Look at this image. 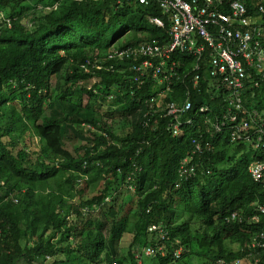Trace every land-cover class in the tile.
I'll return each instance as SVG.
<instances>
[{"label":"trees","instance_id":"obj_1","mask_svg":"<svg viewBox=\"0 0 264 264\" xmlns=\"http://www.w3.org/2000/svg\"><path fill=\"white\" fill-rule=\"evenodd\" d=\"M53 1L0 0V264H137L139 241L140 249L163 245L142 264H231L242 257L241 248L264 229V214L247 220L264 205L263 183L248 172L262 156L243 144L224 146L205 156L209 174L175 187L190 149L186 133L172 136L168 118L146 123L151 83L138 88L121 63L104 59L112 45L167 40V14L153 1L63 0L43 8ZM149 15L164 25L150 24ZM257 74L262 79L242 97L246 107L264 110V65ZM101 108L121 113L120 130ZM88 174L103 181L91 196L83 186ZM234 210L242 221L227 222ZM131 214L135 234L120 258ZM159 222L167 230L162 241L147 231Z\"/></svg>","mask_w":264,"mask_h":264},{"label":"built area","instance_id":"obj_2","mask_svg":"<svg viewBox=\"0 0 264 264\" xmlns=\"http://www.w3.org/2000/svg\"><path fill=\"white\" fill-rule=\"evenodd\" d=\"M61 1L54 0L43 8L56 9ZM127 1L156 3L167 14L168 39H144L122 47L112 45L104 59L121 63V70L130 73L138 88L151 83L152 93L145 98L149 107L144 113L146 123L151 118H168L166 130L172 136L186 133L190 149L177 166L175 187L199 174L210 173L204 165L205 156L224 146L240 144L262 156L249 164L248 172L264 186V110L246 107L242 97L248 84L258 85L262 79L257 72L264 65V0ZM148 22L164 25L156 15H149ZM7 25L10 26L9 20ZM26 25L29 27L31 22ZM99 62L103 61L95 57L93 65L97 69L102 68ZM108 69L113 70V66ZM176 82L184 85L182 91L175 88ZM192 90L200 96L196 98ZM203 91L209 96H203ZM255 211L247 220L258 222L264 205L259 204ZM242 218L243 214L234 210L225 219L229 222ZM147 231L151 237L155 234L157 240L167 238L166 226L160 222L148 225ZM158 250L163 253V245H145L142 252H135L134 258L142 264L143 255L153 257ZM241 250L244 255L231 264H264V229L254 232ZM178 256L176 251L173 258ZM112 264L130 263L114 260ZM207 264L226 263L219 258Z\"/></svg>","mask_w":264,"mask_h":264},{"label":"rangeland","instance_id":"obj_3","mask_svg":"<svg viewBox=\"0 0 264 264\" xmlns=\"http://www.w3.org/2000/svg\"><path fill=\"white\" fill-rule=\"evenodd\" d=\"M26 26V23L24 24ZM106 106V105H105ZM98 111L100 112V115L102 113V116L104 117L105 120H107L109 123L112 124V127L114 130L118 131L120 130V128H122V126L125 123V120L122 119L121 113L119 111H114L112 113H110L109 111L105 110V109H98ZM108 112V113H107ZM127 129V128H126ZM54 138V135H50L48 137V141L52 140ZM35 142H38V138H34ZM74 145L77 146L78 145V141L76 143H72L69 144V148L74 151ZM83 186H86V192L88 194V196H91L92 194L97 192V189L102 185V180L99 178L94 179L93 175H87V177H83ZM93 179V180H92ZM87 182V183H85ZM87 184V185H86ZM127 208H129V205L127 206ZM137 216L131 214L129 216V222H128V228L127 231L124 233L121 241H120V245H119V252L120 255L117 257L122 258L123 256H126L129 249H130V245L133 239V236L135 234V223L137 222ZM140 241H139V246L137 245V252L140 249ZM233 246V248L235 250H237L239 247L236 244H231ZM143 247V246H142ZM151 261V260H149ZM51 260L48 262V264H51ZM70 263V262H69ZM19 264H25L24 262H20ZM84 264V263H83Z\"/></svg>","mask_w":264,"mask_h":264},{"label":"water","instance_id":"obj_4","mask_svg":"<svg viewBox=\"0 0 264 264\" xmlns=\"http://www.w3.org/2000/svg\"><path fill=\"white\" fill-rule=\"evenodd\" d=\"M164 86V82L161 84V88Z\"/></svg>","mask_w":264,"mask_h":264},{"label":"clouds","instance_id":"obj_5","mask_svg":"<svg viewBox=\"0 0 264 264\" xmlns=\"http://www.w3.org/2000/svg\"><path fill=\"white\" fill-rule=\"evenodd\" d=\"M86 177V176H85Z\"/></svg>","mask_w":264,"mask_h":264}]
</instances>
